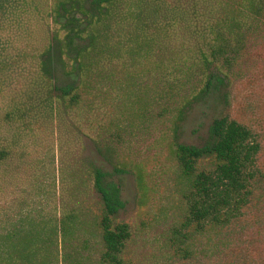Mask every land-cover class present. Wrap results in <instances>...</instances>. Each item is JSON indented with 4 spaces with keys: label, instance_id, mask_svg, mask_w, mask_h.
<instances>
[{
    "label": "rangeland",
    "instance_id": "1",
    "mask_svg": "<svg viewBox=\"0 0 264 264\" xmlns=\"http://www.w3.org/2000/svg\"><path fill=\"white\" fill-rule=\"evenodd\" d=\"M0 1L9 8L0 17V149L8 154L0 164V264L19 232L63 219L68 207L80 225L73 251L60 264H101L104 199L83 186L71 192L73 179L91 172V163L120 185L122 207L112 216L130 231L124 264H210L205 249L185 261L170 242L188 213L189 182L176 151L180 144L208 146L213 121L228 115L255 133L257 167L264 171V44L238 67L226 106L219 96H193L196 65L176 47L168 56L158 49L141 63H115L100 81L70 78L59 65L56 85H79L68 101L40 66L44 16L68 0ZM219 236L225 244L217 264H264V192Z\"/></svg>",
    "mask_w": 264,
    "mask_h": 264
},
{
    "label": "trees",
    "instance_id": "2",
    "mask_svg": "<svg viewBox=\"0 0 264 264\" xmlns=\"http://www.w3.org/2000/svg\"><path fill=\"white\" fill-rule=\"evenodd\" d=\"M8 9L0 1V17ZM44 20L47 44L41 53V72L51 76L52 89L68 101L79 85H56L53 75L59 65L70 78L77 74L81 80L100 81L104 74H112L115 63H141L158 49L168 56L176 47L196 65L193 96H219L226 106L241 74L238 67L264 44V0H68L47 11ZM210 138L205 147H177V161L189 182L188 213L174 228L170 242L185 261L199 259L205 249L211 253L210 264H217L216 253L225 244V236L219 235L241 221L257 192H264V171L257 167L261 144L246 125L222 115L213 121ZM7 157L0 149V164ZM90 165L91 172L73 179L71 192L83 186L101 194L105 211L100 263L124 264L130 231L126 224H114L112 216L122 207L120 185L110 172ZM122 171L115 168V173ZM63 214L59 221L39 222L19 232L3 264H60L61 256L67 262L80 220L69 207ZM196 236H201L197 243ZM73 258L72 254L69 259Z\"/></svg>",
    "mask_w": 264,
    "mask_h": 264
}]
</instances>
